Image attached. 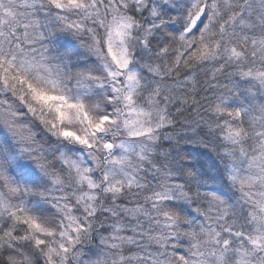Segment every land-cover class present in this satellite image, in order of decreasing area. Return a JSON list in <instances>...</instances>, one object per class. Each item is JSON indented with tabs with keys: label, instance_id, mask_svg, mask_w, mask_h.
Here are the masks:
<instances>
[{
	"label": "snow or ice",
	"instance_id": "6c2138e0",
	"mask_svg": "<svg viewBox=\"0 0 264 264\" xmlns=\"http://www.w3.org/2000/svg\"><path fill=\"white\" fill-rule=\"evenodd\" d=\"M0 264H264V0H0Z\"/></svg>",
	"mask_w": 264,
	"mask_h": 264
}]
</instances>
